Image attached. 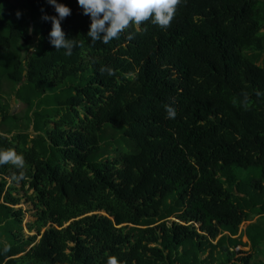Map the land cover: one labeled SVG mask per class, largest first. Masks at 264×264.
Segmentation results:
<instances>
[{"label":"trees","instance_id":"obj_1","mask_svg":"<svg viewBox=\"0 0 264 264\" xmlns=\"http://www.w3.org/2000/svg\"><path fill=\"white\" fill-rule=\"evenodd\" d=\"M57 2L83 42L71 56L50 43L47 0H0V86L25 105L0 93V124L33 132L0 133L26 161L20 182L0 166V264H255L264 228L239 226L264 219V0H181L166 30L109 44Z\"/></svg>","mask_w":264,"mask_h":264},{"label":"clouds","instance_id":"obj_2","mask_svg":"<svg viewBox=\"0 0 264 264\" xmlns=\"http://www.w3.org/2000/svg\"><path fill=\"white\" fill-rule=\"evenodd\" d=\"M47 3L52 5L56 12V15L42 16L43 20L51 21L50 43L56 50L65 49L64 54L71 56L73 48L83 44L82 41L66 38L62 28L61 21L71 15V9L66 4L58 3L57 0H47ZM77 3L82 8L83 14L90 17L86 35L92 42L102 41L104 44H109L112 40L119 39L121 33L127 29L135 27L139 31L140 25L149 21L166 30L171 26L181 0H77ZM19 15L20 13L17 12L18 17ZM128 38H133L132 33H129ZM100 71L107 72L109 76L115 74L110 67H102ZM164 108L167 118L174 119L175 108L169 104H165ZM4 165H12L19 170L18 174L12 177L16 182L26 179L24 171L26 161L22 154L11 148H0V166ZM4 251H9V247L6 246ZM106 264H120V261L116 256L108 255Z\"/></svg>","mask_w":264,"mask_h":264},{"label":"rangeland","instance_id":"obj_3","mask_svg":"<svg viewBox=\"0 0 264 264\" xmlns=\"http://www.w3.org/2000/svg\"><path fill=\"white\" fill-rule=\"evenodd\" d=\"M11 1L15 2V3L19 2V0H11ZM34 48H35L34 46L29 47L26 52L34 51ZM0 93L6 96L8 102L10 104V112L12 114H17V115L23 114L24 109H25V105L15 98L13 85L6 83V82L2 83L0 86ZM18 132H26V133H29L31 135L33 134L32 130H31V126L27 123H22V124H20L16 127H13V128L9 125L3 126L0 124V133H2V134L12 135V134H16ZM111 135H112V132H109L107 134L108 137H110ZM15 207H17V208L20 207L24 211L23 222H22V228H23L24 236L27 237V236L35 234L34 231L29 232L27 229V224L34 220L35 210L33 208V205L30 202H26L24 199H22L20 201V204L16 205ZM169 220L170 221L168 222V224H170L171 221H177V219L174 217H171ZM251 223H257L264 228V219L259 218L258 216H252V217H250L249 220L242 222V224L239 226V230H243L248 224H251ZM196 227H198V225H196ZM224 233L227 234L226 232H224ZM242 242L244 244L247 243L246 237L242 238ZM238 250L251 251L252 252V250H250V246H248V245L245 247H243V246L238 247ZM253 254H254L253 260L255 261V264L258 261V259L262 260L264 262V244L261 247L257 248L256 250H254Z\"/></svg>","mask_w":264,"mask_h":264},{"label":"water","instance_id":"obj_4","mask_svg":"<svg viewBox=\"0 0 264 264\" xmlns=\"http://www.w3.org/2000/svg\"><path fill=\"white\" fill-rule=\"evenodd\" d=\"M102 214L106 215L105 213H102Z\"/></svg>","mask_w":264,"mask_h":264}]
</instances>
